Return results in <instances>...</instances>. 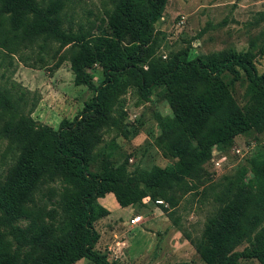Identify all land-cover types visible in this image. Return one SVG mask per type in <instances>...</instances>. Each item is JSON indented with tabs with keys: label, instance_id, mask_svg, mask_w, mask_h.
Segmentation results:
<instances>
[{
	"label": "trees",
	"instance_id": "trees-1",
	"mask_svg": "<svg viewBox=\"0 0 264 264\" xmlns=\"http://www.w3.org/2000/svg\"><path fill=\"white\" fill-rule=\"evenodd\" d=\"M166 3L111 0L97 21L74 30L70 22L64 26V0H0L1 44L59 42L74 83L93 91L76 117L53 128L19 111L22 95L13 100L0 90V114H12L0 125V141L14 147L12 165L0 177V264H73L82 258L116 264L96 248L94 223L109 214L99 198L112 193L125 207L150 196L175 206L206 178L203 165L213 147L264 130V73L250 52L151 58L154 25ZM93 64L101 68L97 83L89 71ZM235 83L243 88L240 98ZM129 85L145 100L158 90L169 104L172 114L157 118L164 150L175 159L131 175L111 152L95 150L103 127L117 124L110 114L115 93ZM248 166L250 172L243 167L225 176L216 194L218 206L196 242L202 264H264V186L258 185L264 153H254Z\"/></svg>",
	"mask_w": 264,
	"mask_h": 264
},
{
	"label": "rangeland",
	"instance_id": "rangeland-1",
	"mask_svg": "<svg viewBox=\"0 0 264 264\" xmlns=\"http://www.w3.org/2000/svg\"><path fill=\"white\" fill-rule=\"evenodd\" d=\"M64 1V26L70 22L74 30L80 24L88 26L97 21L111 5V0ZM152 43L151 58L161 59L185 51L188 58L228 50L250 52L262 74L264 0H167L162 17L154 25ZM89 71L97 83L101 68L93 64ZM0 90L13 100L22 95L19 111L36 124L53 128L62 119L76 117L93 95L87 85L74 83L65 47L56 41L41 47L39 40L19 46L0 43ZM242 91L235 83L234 96L240 98ZM112 103L110 114L117 124L103 127L96 152H111L113 161L124 163L129 175L135 169L164 167L175 161L161 141L157 116L171 115L172 111L158 90L145 100L136 87L129 85L115 93ZM11 115L0 114V125ZM13 150L11 141H0V177L12 165ZM257 151L264 153V130L240 134L226 148L213 147L203 165L206 178L197 189L187 191L177 205L145 196L131 206L132 211H115L122 216L120 220H110L108 215L98 218L94 223L99 232L96 248L116 264H202L196 242L218 206L215 197L224 177L243 167L249 171L248 159ZM187 181L193 182L190 178ZM53 185L61 188L59 182ZM258 185L264 186L263 178ZM136 215L142 217L133 225L130 219ZM73 264L93 263L82 258ZM244 264L259 263L247 260Z\"/></svg>",
	"mask_w": 264,
	"mask_h": 264
},
{
	"label": "crops",
	"instance_id": "crops-1",
	"mask_svg": "<svg viewBox=\"0 0 264 264\" xmlns=\"http://www.w3.org/2000/svg\"><path fill=\"white\" fill-rule=\"evenodd\" d=\"M98 201L100 202L101 205H103L105 208L108 209L109 214L107 217L110 220L122 219V216L120 214H118V215L115 214V211H118V210H121V211L122 210H130V211H132L133 210L131 206H125V207L120 206L118 204V202L116 201L114 195L111 193H108L104 197L99 198Z\"/></svg>",
	"mask_w": 264,
	"mask_h": 264
},
{
	"label": "built area",
	"instance_id": "built-area-1",
	"mask_svg": "<svg viewBox=\"0 0 264 264\" xmlns=\"http://www.w3.org/2000/svg\"><path fill=\"white\" fill-rule=\"evenodd\" d=\"M140 218H141L140 215H136V216H134L133 218L130 219V223L134 224V223L140 221Z\"/></svg>",
	"mask_w": 264,
	"mask_h": 264
}]
</instances>
